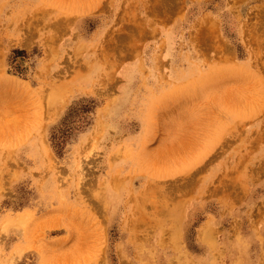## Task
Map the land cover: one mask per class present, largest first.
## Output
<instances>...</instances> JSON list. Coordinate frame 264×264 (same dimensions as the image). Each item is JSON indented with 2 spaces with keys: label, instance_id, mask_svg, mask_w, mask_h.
Returning a JSON list of instances; mask_svg holds the SVG:
<instances>
[{
  "label": "rangeland",
  "instance_id": "obj_1",
  "mask_svg": "<svg viewBox=\"0 0 264 264\" xmlns=\"http://www.w3.org/2000/svg\"><path fill=\"white\" fill-rule=\"evenodd\" d=\"M0 264H264V0H0Z\"/></svg>",
  "mask_w": 264,
  "mask_h": 264
}]
</instances>
